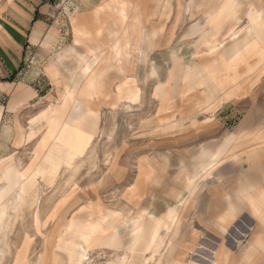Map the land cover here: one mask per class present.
<instances>
[{
    "label": "crops",
    "instance_id": "1",
    "mask_svg": "<svg viewBox=\"0 0 264 264\" xmlns=\"http://www.w3.org/2000/svg\"><path fill=\"white\" fill-rule=\"evenodd\" d=\"M63 1L0 0V97L5 99L0 105V207L7 214L13 213L11 206H37L39 183L53 186L64 168H74L87 154L99 131L96 103H110L112 97L136 102L141 94L137 74L132 77L128 71L140 70L141 57H136L142 53L145 0H80V8L64 17L70 24L66 34L56 17ZM145 3L159 6L158 0ZM183 6L197 13L195 65L187 67L174 57L178 84L170 81L169 94L163 83L156 89L161 137L148 146L136 141L133 150L158 152L151 158L141 153L139 174L123 194L138 206L146 198L155 167L180 165L174 152L190 155L203 144L216 152L227 144L207 174L209 194L197 196L204 200L202 206L189 208L196 222L178 223L176 256L189 264H264V0H183ZM68 53L74 58L68 60ZM30 55L33 65L21 78ZM69 63L86 77L78 73L70 83L64 73ZM233 109H240L243 119L228 130L224 112ZM64 128L75 130L86 144L63 145L59 137ZM191 161L184 165L190 167ZM51 166L54 170L48 171ZM104 215L109 232H87L90 245L105 238L102 246H115L121 223L129 229L121 258H132L135 264L147 259L145 251H153V257L156 240L169 241L172 233L165 232H174L177 224L161 228L160 238L159 224L155 230L151 226L157 222L152 215L127 219L107 209ZM242 217L243 226L238 227ZM245 233L248 244L236 246ZM197 248L198 257L192 255Z\"/></svg>",
    "mask_w": 264,
    "mask_h": 264
},
{
    "label": "rangeland",
    "instance_id": "2",
    "mask_svg": "<svg viewBox=\"0 0 264 264\" xmlns=\"http://www.w3.org/2000/svg\"><path fill=\"white\" fill-rule=\"evenodd\" d=\"M145 1L142 7V38L139 40L142 42V53L137 52L136 57H141L140 70L128 71L132 77L137 74V79L142 85L139 88L141 94L138 101H117L112 97L110 103H96V110L101 115L99 131L87 154L74 168H64L53 186L39 183L35 194L37 206L27 204L15 209L11 206L13 213L6 212L5 220L0 224V264H70L71 259L78 258V248L88 250L84 264H135L132 258H121L124 253L122 247L129 243V229L121 223L116 230L120 235L117 244L102 246L104 237L109 232L106 227L105 209L115 212L116 215L121 214L127 219L139 213L154 216L153 219L157 222H152L151 226H154L155 230L159 224L157 229L160 238L161 228H170V225L172 227L177 222L173 227L176 229L174 232H165L172 233L169 241L156 240L157 251L152 255L153 259L151 251L142 254L143 257L150 258L149 264H189L176 256L179 247H176L177 243L173 240L180 237L178 223L196 222L193 216L195 213L191 211L189 214V208L202 206L204 200L197 196L206 192L209 194L211 184L207 183L210 182L207 174L224 154L227 144L216 152L213 148L206 149L205 144L198 145L190 153L191 156L174 152L180 160V165L155 167L156 175L149 180L145 190L146 198L142 199L140 205H131L127 194L124 196L125 190L135 183L139 174L138 161L141 153L151 158L158 152H150L148 148L143 151L133 150L136 141L148 146L153 138L161 137L159 133L162 128L159 129L157 124L160 100L155 95L156 89L163 83L164 90L169 94L170 81L178 84L174 57L179 59L182 65L188 64L187 67H193L196 60L194 44L198 41L196 28L199 24L194 21L198 20L195 17V8L183 6V0H158L159 6L156 7L146 6ZM79 8L80 0H64L58 6L56 17L61 22L60 27L64 34L70 31V24L64 17L69 18L70 14ZM56 17L54 16V20ZM67 55L68 60L74 58L71 53ZM30 57L25 60L19 73L21 78L26 76V71L33 65L34 57ZM66 67L67 71L64 73L70 83H74L78 73L79 77H86L83 71L77 72L70 68V63ZM41 76L42 72L38 70L37 80H40ZM0 103L5 104L4 97H0ZM224 118L226 128L230 130L242 121L243 113L240 109L229 110L224 112ZM78 142L86 144L87 141L79 136L76 143ZM174 153L171 152V156L175 155ZM166 154L164 152L163 156ZM190 159L191 166H185L184 163L189 164ZM19 168L25 169L23 166ZM47 169L52 171L54 167ZM188 182L192 183L190 189H187ZM3 184L1 180L0 187ZM0 199H3V194H0ZM94 230L104 233V239L95 240L90 245L91 238L89 239L88 233L91 236ZM247 238V233L240 235L239 240L235 242L236 246L248 244ZM62 245L66 249L62 248ZM71 245L73 249H70ZM118 245L121 248L116 247ZM132 248L134 249V246ZM198 251L197 248L192 255L198 257ZM137 261V264H141L144 259Z\"/></svg>",
    "mask_w": 264,
    "mask_h": 264
},
{
    "label": "bare ground",
    "instance_id": "3",
    "mask_svg": "<svg viewBox=\"0 0 264 264\" xmlns=\"http://www.w3.org/2000/svg\"><path fill=\"white\" fill-rule=\"evenodd\" d=\"M67 129H70V128H67ZM67 129L66 128H64L63 130H62V134L60 135V137H59V139H60V141L63 143V145H67V144H71L72 146H74V144L76 143V141L78 140V135H77V132L75 131V130H72V131H70V130H68L67 131ZM72 132V133H71ZM62 147V146H61ZM69 154H70V151H69ZM67 155V158H69V159H72V156H70V155ZM73 154V153H72ZM74 157V159H75V157H77L76 155H74L73 156ZM72 161V160H71ZM71 161H69V162H71ZM75 160H73L72 162H74ZM53 168V167H52ZM49 170V169H48ZM34 172V171H33ZM30 177V176H29ZM29 185H30V183H29ZM35 188V187H34ZM33 188V189H34ZM0 201H1V199H0ZM5 214H6V209H3V208H1L0 209V224L5 220ZM132 223H134V222H132ZM1 226V225H0ZM133 237H134V235H133ZM63 248H65L66 249V247H63ZM154 250V249H153ZM87 249H80V253H78V258L77 259H75L74 258V260L73 259H71L70 261H71V263L70 264H84L85 263V261H86V259H87ZM152 253H153V251H152ZM155 253V252H154ZM154 257V256H153ZM153 257H151V259H153ZM86 258V259H85ZM150 260V258L149 259H144V261L145 262H147V261H149Z\"/></svg>",
    "mask_w": 264,
    "mask_h": 264
},
{
    "label": "snow or ice",
    "instance_id": "4",
    "mask_svg": "<svg viewBox=\"0 0 264 264\" xmlns=\"http://www.w3.org/2000/svg\"><path fill=\"white\" fill-rule=\"evenodd\" d=\"M243 217L241 218V223L239 225H237L238 227H242L243 226ZM260 247L264 248V241L261 242ZM86 259V258H85Z\"/></svg>",
    "mask_w": 264,
    "mask_h": 264
}]
</instances>
